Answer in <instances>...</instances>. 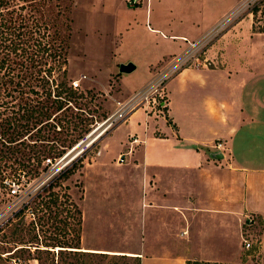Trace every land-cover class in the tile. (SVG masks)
<instances>
[{
	"label": "crops",
	"instance_id": "0c3cea01",
	"mask_svg": "<svg viewBox=\"0 0 264 264\" xmlns=\"http://www.w3.org/2000/svg\"><path fill=\"white\" fill-rule=\"evenodd\" d=\"M236 5L237 0H156L153 8L151 0L150 11L144 5H124L133 17L144 9L145 23L149 20L154 26L146 32L159 37L134 36L135 22L134 27L116 24V43L104 47L124 64L140 55L136 69L140 65L147 76L129 93L125 77L116 71L119 63L114 64L112 56L105 61L103 55L90 74L85 73L114 74L118 94L128 97L185 51L182 39H200ZM260 37L264 35L252 32L251 19L234 23L206 51L211 64L182 69L167 82L162 115L139 109L102 140L96 163L113 152L135 171L132 183L142 195V207H136L143 234L138 249L154 257L142 264H228L242 248L248 216L264 231V52L256 41ZM92 81L91 89H105L96 78ZM118 133L119 143L113 148L109 140ZM217 153L221 159L213 158ZM182 247L196 250L191 255L165 252ZM158 250L159 254L153 252Z\"/></svg>",
	"mask_w": 264,
	"mask_h": 264
},
{
	"label": "rangeland",
	"instance_id": "374dc122",
	"mask_svg": "<svg viewBox=\"0 0 264 264\" xmlns=\"http://www.w3.org/2000/svg\"><path fill=\"white\" fill-rule=\"evenodd\" d=\"M136 1L137 2L134 3L133 0H72L68 4L66 0V5L70 8L68 7L65 12V17H70L72 20L68 49L67 83L69 84L72 81L79 80L82 75L85 76L86 79L80 81L79 87L84 96L80 98L79 94L75 95L74 98H77V100H72L70 104L66 105L64 107L66 110L55 112L56 118L53 119V117H51L53 122L49 120L53 124H60L59 128H56V131H59L56 137L66 142L64 144L66 147L65 151L61 156L69 153L65 161L72 159L69 166L65 169V171L69 170L70 172L68 177L58 179L60 175H62L60 174L52 182L57 184L54 191H59L61 193L66 192L79 207L82 213L81 247L85 251L96 253L106 252L103 254L109 256L107 259H103L101 264H136L138 262L142 264V261L145 259L154 258L141 253L142 251L138 249L139 242H142L141 239L143 238V234L141 233L142 224L138 225L142 220L140 216L138 217L139 211L136 207L139 209L142 207V195L132 183L135 171L127 168V162L125 161L123 163V158L119 157L115 159L112 154L113 152H108L96 163V159L100 155L102 140L116 127L113 126L109 128L102 136L98 137L109 124L107 123L86 139L77 149H71L72 146L84 140L89 133L95 130L97 125L101 124L116 111L117 101L122 102L134 93L133 92L131 95L129 94L130 96L128 95V97H121L118 94L119 86L114 74L109 75V77L103 73H101L100 76L96 74L87 76V74L91 72L90 68L92 64L102 60L99 55H103V60L105 61L112 56L114 64L119 63L118 67H116V71L122 77H125L124 84L127 86L129 93L138 88L137 86L140 85L139 83L147 76V71L141 70L140 65H138V69L135 68V70L129 74L119 73V66L124 63H121L119 59L116 62L115 52L110 55L109 49H105L104 47L105 45L108 46V43H110V45L111 43L112 45L116 43V39L112 34L114 28L117 27L116 24L118 27H121L122 23H129L130 27H134L137 24L138 29H135L138 33L134 32V36L145 38V35H150L146 32V29L148 27L154 28V26L147 22L149 20L146 21L148 25L150 24L149 26L145 23V10L143 9L142 12H139L133 17L131 12L124 9V5L126 7L144 5L150 11L151 0ZM155 1L156 0H152L153 8L155 7ZM239 1L240 0H237V3ZM170 5L171 4H169V6ZM104 8H106L107 12L114 11L113 14L118 17L114 19L113 14H106ZM68 11H70V13ZM151 14L153 23V10ZM241 19H251L252 32L262 36L264 35V3L259 7L256 13L251 16L244 13ZM61 21H64V19H61ZM80 29L88 34L86 38L81 36L82 32H80ZM154 36L156 35H150V37ZM156 37H159V35ZM111 40L113 42H111ZM256 41L259 42V49L264 52V37H260ZM114 47L116 46L114 45ZM133 50L134 48L129 42L127 51L131 52ZM136 57L141 59L140 55ZM136 57L130 56V60L125 63H132L136 67V64L139 62ZM82 59L84 63H82ZM137 76L138 78L134 80L133 78ZM55 78L56 75H54L52 79ZM95 78L100 84L105 86V89L100 88V86L99 88L95 86L92 89L90 88V85L94 83L92 80ZM54 88L55 86L52 87V90ZM37 90L41 93L40 89ZM40 101H42V103L44 102L42 99H40ZM10 105L12 104L9 102L8 105L1 107L0 112H2L6 106L10 107ZM149 115L151 116L153 114ZM73 125L77 128L73 129ZM85 126L89 131L84 133L82 137H79L83 134L82 130ZM27 137L28 136H25L23 140L29 146V149L33 151H45V156L53 157L54 149L60 148L59 142L53 145L51 143L37 142L33 145L34 141H31ZM119 139V133L111 137L109 141L113 144V148L117 146ZM72 141L74 142L67 147ZM17 147L23 149V146ZM81 149L84 150L82 153L80 152ZM25 150L28 151L27 149ZM15 157H17L16 162H14L13 159L7 162V166L11 165L10 167L12 169L7 167L2 170H5L4 172L11 171L13 173V171L19 168V170L24 173L21 174V176L25 175V177L15 184L19 185L22 191H25L46 169L40 163L41 161H29L28 159H24L19 153ZM3 163L4 162L0 165H3ZM0 193V209H2L0 210V225H3L2 228H0V264H15L12 258L19 257L20 254L18 251L21 249L22 243L29 242L28 245L32 253L39 240L31 239L35 231L26 236L18 231L14 234V227H16L18 223L20 225L22 221V223H25V229H27V224L32 220H37V217L41 214L38 213V215L34 217L29 211L26 219H21L19 222L18 219L14 218L15 211H17L15 208L18 203H16L13 198L8 197L5 188L3 190L1 188ZM40 194L42 197H46L47 195L42 191ZM36 202L37 201L34 202V198H31L25 203L29 204L30 208H32ZM10 213H13V215ZM135 215H137V217ZM5 222L6 225L4 226ZM243 233L252 240L253 246L251 249L245 250L242 245L235 261L228 264H264V231L261 224L256 223L254 220L251 226L243 228ZM237 248L235 251H237ZM195 250L196 249L186 250L182 247L165 252L172 254H184L189 252L188 254L191 255L195 253ZM153 252L159 254L161 251L158 250ZM146 253L149 254L150 252L147 251ZM137 254L141 255L142 258L137 256ZM130 255L133 257H130ZM31 256L33 257L34 254L32 253ZM136 258H139V261L136 260ZM197 262L204 263L203 261ZM30 263L34 264L35 262ZM151 263L153 264V262Z\"/></svg>",
	"mask_w": 264,
	"mask_h": 264
},
{
	"label": "trees",
	"instance_id": "16d2710c",
	"mask_svg": "<svg viewBox=\"0 0 264 264\" xmlns=\"http://www.w3.org/2000/svg\"><path fill=\"white\" fill-rule=\"evenodd\" d=\"M71 1L67 0L68 4ZM68 7L66 0H0V108L9 102L12 104L0 112V164L4 162L0 165V187H5L6 181L22 172L19 168L13 173L2 170L11 168L7 162L12 159L16 162L18 153L24 159L41 161V164L44 158L49 157L44 155L45 151L30 150L23 140L25 136L34 141L33 145L37 142L52 145L59 142L60 148L54 149L53 157L61 156L65 151V140L56 137L59 134L56 128L60 124L52 123L56 118L54 113L66 110V105L77 100L75 95L84 96L67 83L72 24L71 18L65 17ZM257 11L254 9L253 14ZM54 75L56 78L52 79ZM88 131L85 126L79 137ZM17 146H23V149ZM69 173V170L65 171L58 179L67 178ZM55 187L57 184L51 183L42 191L46 197L37 195L32 208L23 204L14 214L19 222L26 219L29 211L34 217L38 213L41 215L29 222L27 229L22 221L14 227V234L18 231L24 236L35 231L31 239L39 242L32 252L33 257L29 242L22 243L18 251L20 255L12 258L13 262L101 264L109 255L85 251L81 247L82 213L66 192L54 191ZM186 264L211 263L187 261Z\"/></svg>",
	"mask_w": 264,
	"mask_h": 264
},
{
	"label": "built area",
	"instance_id": "2783aa9c",
	"mask_svg": "<svg viewBox=\"0 0 264 264\" xmlns=\"http://www.w3.org/2000/svg\"><path fill=\"white\" fill-rule=\"evenodd\" d=\"M133 2L136 3L137 1L133 0ZM263 3V0H240L230 12L223 16L222 19L200 39L196 41L182 39L186 44V48L183 53L169 59L167 65L158 71L151 81H149L141 89L135 91L128 99L122 102L117 101L116 111L106 118L101 124L97 125L95 130L89 133L84 140L72 146L71 149H77L98 129L109 123L103 132L98 135V137L102 136L109 128L113 126L117 127L123 123L132 113L139 109H143L147 115H162L161 113L167 103V82L182 69L188 67H207V64L210 63L207 61L205 56L208 48L216 41V39H218L225 31H227L230 26L241 20L244 13H246L248 16L253 15L254 9H259ZM84 79H86V77L82 75L80 76L79 80L72 81L70 83L72 88L74 90H80V81ZM219 146V144L216 145L217 148H219ZM83 151L84 150L81 149L80 152L82 153ZM68 154L69 153L63 156L44 158L42 165L46 169L45 172L41 173L38 179L33 181L25 191H22L20 186L15 184L16 182L21 181V179L23 180L25 177V175L21 176V174H24L23 172H20L18 177L6 181L5 187H0V190L1 188L2 190L4 188L7 190L8 197L13 198L16 203H18L17 207L15 208L18 210L23 204H27L25 203L26 201L39 195L43 189L48 187L60 174L65 171L72 161V159L65 161L68 157ZM16 212L17 211H15V213ZM10 214L13 215V213ZM253 222V217L248 216L244 221V227L251 226ZM5 225L6 222L4 226ZM2 226L0 225V228H2ZM242 245L245 250H249L253 246L249 237L244 233L242 234Z\"/></svg>",
	"mask_w": 264,
	"mask_h": 264
},
{
	"label": "water",
	"instance_id": "95a60500",
	"mask_svg": "<svg viewBox=\"0 0 264 264\" xmlns=\"http://www.w3.org/2000/svg\"><path fill=\"white\" fill-rule=\"evenodd\" d=\"M135 68H136L135 65L132 63L121 64L119 66V73L129 74V73L133 72L135 70ZM213 158L217 160V159H221L222 156L219 153H217V154L213 155ZM130 257H133V256H130Z\"/></svg>",
	"mask_w": 264,
	"mask_h": 264
}]
</instances>
